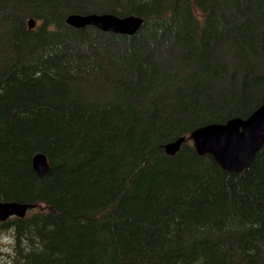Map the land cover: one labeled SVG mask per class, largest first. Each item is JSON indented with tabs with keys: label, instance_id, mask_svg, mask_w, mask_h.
I'll return each mask as SVG.
<instances>
[{
	"label": "trees",
	"instance_id": "trees-1",
	"mask_svg": "<svg viewBox=\"0 0 264 264\" xmlns=\"http://www.w3.org/2000/svg\"><path fill=\"white\" fill-rule=\"evenodd\" d=\"M263 102L264 0H0V202L33 206L9 262L264 264V144L230 173L188 139Z\"/></svg>",
	"mask_w": 264,
	"mask_h": 264
},
{
	"label": "water",
	"instance_id": "water-1",
	"mask_svg": "<svg viewBox=\"0 0 264 264\" xmlns=\"http://www.w3.org/2000/svg\"><path fill=\"white\" fill-rule=\"evenodd\" d=\"M65 23L74 29L94 27L100 31L131 35L136 32L141 22L135 17L118 18L109 14L87 16L70 14L65 18ZM28 27L30 30L34 29L35 22H29ZM190 138L197 154H210L224 171L230 173L246 171L264 143V102L246 120L233 119L222 125L204 126L193 131ZM183 141L184 139L180 138L167 145L165 147L167 155L174 156L180 150ZM32 162L39 177L47 174L46 160L42 155H36ZM30 207L0 202V222H6L12 217L21 219Z\"/></svg>",
	"mask_w": 264,
	"mask_h": 264
},
{
	"label": "rangeland",
	"instance_id": "rangeland-1",
	"mask_svg": "<svg viewBox=\"0 0 264 264\" xmlns=\"http://www.w3.org/2000/svg\"><path fill=\"white\" fill-rule=\"evenodd\" d=\"M5 203H15V202H5ZM23 205H28V204H23ZM31 209H33V206H31V208H28L26 213ZM1 231L3 230H0V264H11L9 262V257L11 254L10 253L11 243L10 240L6 237L9 233L7 232L3 233Z\"/></svg>",
	"mask_w": 264,
	"mask_h": 264
},
{
	"label": "bare ground",
	"instance_id": "bare-ground-1",
	"mask_svg": "<svg viewBox=\"0 0 264 264\" xmlns=\"http://www.w3.org/2000/svg\"><path fill=\"white\" fill-rule=\"evenodd\" d=\"M128 17H135V18H138L139 20H140V26H139V28L136 30V31H138L139 29H140V27H141V24H142V20L139 18V17H136V16H127V17H123V18H128ZM29 22H35L33 19H29L28 21H27V25H29ZM29 28V27H28ZM102 32H112V31H102ZM114 33V32H113ZM234 119H240V118H234ZM248 119V118H247ZM231 120H233V119H231ZM240 120H246V119H240ZM230 121V120H229ZM228 122V121H227ZM226 122V123H227ZM211 125H215V124H211ZM206 126H208V125H206ZM204 127V126H203ZM200 128H202V127H200ZM197 129H199V128H197ZM197 129H195V130H197ZM195 130H193V131H195ZM192 131V132H193ZM191 132V133H192ZM191 133H190V135H191ZM190 135L188 136V139H189V141L192 143V146H193V141H192V139L190 138ZM200 136V135H199ZM181 138H183V137H181ZM180 139V138H179ZM184 139V141H185V138H183ZM178 140V139H177ZM177 140H175V141H177ZM175 141H172V142H170V143H168V144H166L165 146H164V151H165V153H166V150H165V147L167 146V145H169V144H171V143H174ZM183 141V142H184ZM264 144V143H263ZM263 146V145H262ZM194 148V147H193ZM261 149V148H260ZM259 149V150H260ZM195 150V149H194ZM258 150V151H259ZM196 152V151H195ZM167 154V153H166ZM197 154V153H196ZM201 154V153H200ZM257 154V153H256ZM197 155H199V154H197ZM204 155H210V154H204ZM204 155H199V156H204ZM43 156V155H42ZM211 156V155H210ZM256 156V155H255ZM35 157V156H34ZM33 157V158H34ZM44 157V156H43ZM212 157V156H211ZM45 158V157H44ZM255 158V157H254ZM45 160H46V158H45ZM214 160V159H213ZM32 161H33V159H32ZM216 163V162H215ZM46 164H47V169L49 170V166H48V163H47V160H46ZM32 166H33V162H32ZM45 168V167H44ZM34 169V168H33ZM46 169V170H47ZM48 170H47V173H48ZM34 172H35V170H34ZM36 173V172H35ZM37 175V174H36ZM46 175V174H45ZM44 175V176H45ZM38 176V175H37ZM44 176H42V177H39V178H43ZM1 203H5V202H1ZM31 208V207H30ZM27 211V210H26ZM25 215H26V213H25ZM263 215H264V210H263ZM25 217V216H24ZM263 221H264V219H263Z\"/></svg>",
	"mask_w": 264,
	"mask_h": 264
}]
</instances>
